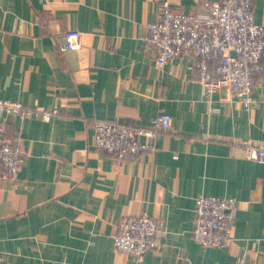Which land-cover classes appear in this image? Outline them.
<instances>
[{"label":"crops","instance_id":"1","mask_svg":"<svg viewBox=\"0 0 264 264\" xmlns=\"http://www.w3.org/2000/svg\"><path fill=\"white\" fill-rule=\"evenodd\" d=\"M160 1L0 0V99L57 111H0L23 152L18 180L0 178V264H264V162L240 145L264 143V68L246 110L226 87L207 93L186 53L159 66L146 29ZM253 13L264 26V0ZM159 112L170 124L153 151L116 161L93 145L94 119L147 125ZM199 196L237 201L227 246L194 240ZM142 212L164 234L137 259L114 235Z\"/></svg>","mask_w":264,"mask_h":264},{"label":"built area","instance_id":"2","mask_svg":"<svg viewBox=\"0 0 264 264\" xmlns=\"http://www.w3.org/2000/svg\"><path fill=\"white\" fill-rule=\"evenodd\" d=\"M254 0H202L189 12L175 11L170 0H161L158 17L147 24L146 42L159 66L186 53L207 93L221 87L249 110L255 76L264 68V26L256 23ZM80 32H65L68 49L78 46ZM0 111L24 115L57 111L23 107L0 99ZM93 145L116 161L153 151L155 137L168 129L170 116L157 113L147 125L114 119L93 120ZM144 138V140L142 139ZM245 157L264 162V143L243 141ZM23 152L13 144L5 123L0 122V178L16 182ZM237 201L231 197L199 196L194 209L192 236L203 246L225 247L233 237ZM163 221L147 212L124 215L117 223L114 245L118 251L141 259L161 244ZM236 264H257L240 259Z\"/></svg>","mask_w":264,"mask_h":264}]
</instances>
